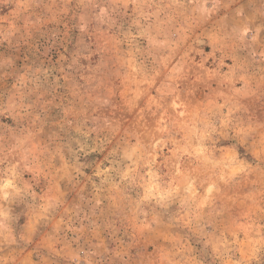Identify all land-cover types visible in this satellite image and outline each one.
I'll return each instance as SVG.
<instances>
[{"label":"rangeland","instance_id":"obj_1","mask_svg":"<svg viewBox=\"0 0 264 264\" xmlns=\"http://www.w3.org/2000/svg\"><path fill=\"white\" fill-rule=\"evenodd\" d=\"M0 264H264V0H0Z\"/></svg>","mask_w":264,"mask_h":264}]
</instances>
